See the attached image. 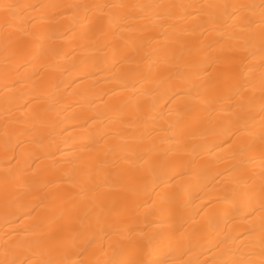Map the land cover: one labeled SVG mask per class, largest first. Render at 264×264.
I'll use <instances>...</instances> for the list:
<instances>
[{
    "label": "bare ground",
    "instance_id": "6f19581e",
    "mask_svg": "<svg viewBox=\"0 0 264 264\" xmlns=\"http://www.w3.org/2000/svg\"><path fill=\"white\" fill-rule=\"evenodd\" d=\"M0 264H264V0H0Z\"/></svg>",
    "mask_w": 264,
    "mask_h": 264
}]
</instances>
